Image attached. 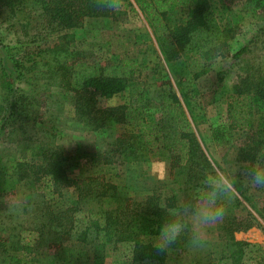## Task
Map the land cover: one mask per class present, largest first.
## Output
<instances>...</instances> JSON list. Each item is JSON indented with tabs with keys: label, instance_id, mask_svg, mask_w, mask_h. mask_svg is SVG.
I'll return each mask as SVG.
<instances>
[{
	"label": "trees",
	"instance_id": "trees-1",
	"mask_svg": "<svg viewBox=\"0 0 264 264\" xmlns=\"http://www.w3.org/2000/svg\"><path fill=\"white\" fill-rule=\"evenodd\" d=\"M25 1L0 0V4L12 9ZM132 1L151 29L173 84L161 79L155 101L146 102L145 80L139 78L138 71L134 74V60L124 58L122 70L114 73L98 63L74 65L66 72L65 87L73 95L76 117L88 130L101 131L111 124L123 126L106 149L86 158L88 163L107 166L113 163L112 157L119 158L114 160L118 164L165 160L168 179L155 180L142 196H123L103 177L72 174L67 170L66 156L54 147L40 146L36 161L24 155L6 161L0 158V193L18 187L31 198V216L25 223L8 216L7 224H1L7 235L0 238V264H50L49 258L37 259L35 250L57 247L66 240L92 245L93 260L100 264L106 257L107 264H168L167 251L159 252L153 247L164 209L189 198L211 165L192 124L205 122V105L217 101L221 94L212 90L203 101L195 80L206 71L211 59L228 57L232 61L247 46L229 51L226 39L230 27L219 20L217 0ZM248 1L256 8L264 4V0ZM122 7L134 10L130 0H122ZM176 7L181 13L177 20H170L167 13ZM40 9L42 16L59 30L78 28L87 18H112L116 13L94 7L91 0H41ZM27 61L37 63L35 58ZM11 65L12 70L7 72L0 64L1 128L27 127L26 117L29 127L43 132L44 127L27 109L32 94L20 86L26 83L22 71L29 74V67L21 60ZM141 67H148L155 75L164 71L159 61L150 66L146 62ZM249 67L236 74L230 90L223 95L225 123L209 125L211 140L220 147L232 142L231 132L240 133L231 143L239 162L264 151V62ZM228 73L227 68L216 72L218 86ZM124 90V103L95 105L96 98H110ZM69 188L70 194H65ZM107 200L109 205H104ZM256 213L264 224V201ZM262 223L250 216L225 213L215 225L222 241L218 256L208 253L203 262L197 259L195 264H264L258 232L259 228L264 234ZM187 239L182 236L170 248L181 249Z\"/></svg>",
	"mask_w": 264,
	"mask_h": 264
},
{
	"label": "rangeland",
	"instance_id": "rangeland-1",
	"mask_svg": "<svg viewBox=\"0 0 264 264\" xmlns=\"http://www.w3.org/2000/svg\"><path fill=\"white\" fill-rule=\"evenodd\" d=\"M41 0H26L23 5L9 9L0 4V64L7 72L12 70L13 61L21 60L29 67V74L22 71V90L32 94L27 109L44 127L43 132L31 128L26 117L27 127L14 129L1 128L0 122V158L3 161L24 155L30 160H38L40 146L58 149L66 156L67 170L77 177L97 176L107 179L116 186V191L123 196H142L152 187L155 180L165 181L169 177V166L165 160L148 162L116 163L118 157H112L110 165L88 163L86 158L106 149L111 138L122 131L120 124H111L101 131L88 130L76 117L73 109V95L65 87L66 72L81 62L98 63L107 66L111 73L120 72V64L124 58L131 61L139 72V78L145 80L144 93L146 102L153 104L155 93L161 79L173 77L161 57L151 29L146 19L130 0L134 10L119 8L114 17L87 18L78 28L59 30L49 23L41 14ZM216 11L221 24L230 27L227 44L230 52L246 45L247 50L234 60L228 57H215L208 62L206 71L195 80L198 92L204 98L215 90L218 100L205 105L206 120L192 129L199 145L213 168L219 163L225 167L240 164L235 158L232 142L240 133L231 132V143L226 146L215 145L210 137L209 125L213 122H224L223 95L230 90L236 74L242 68H249L264 62V4L254 7L248 0H217ZM181 10L173 8L167 15L170 20H177ZM27 58H35L34 65ZM159 61L164 71L152 74L148 67H141L148 62ZM28 62V63H27ZM115 67V69H114ZM227 68L228 76L218 86L216 72ZM13 76V74H12ZM173 88L175 89L174 85ZM126 90L110 98L98 97L95 105L104 107L121 104L126 101ZM206 97L205 99H208ZM214 124V123H213ZM45 130V131H44ZM24 133V134H22ZM108 168V169H107ZM239 196L226 205V213L255 218L260 223L256 208L264 201V189H250L240 181L237 182ZM70 188L65 194H70ZM30 197L21 193L20 188L0 193V238L7 235L8 216L15 222L25 223L31 216ZM11 203L8 207L7 202ZM110 200L104 201L109 205ZM239 202V203H236ZM3 216V217H2ZM264 227V224L262 223ZM261 234L260 245L264 258V234ZM222 241L217 237L215 225L208 230L207 245L194 249L188 239L182 243L181 249L169 248L168 264H195V260L203 262L209 253L213 257L219 254ZM106 252V251H105ZM93 247L73 240H66L60 246L37 248L34 255L37 259H51L50 264H100L93 260ZM108 257L104 259L107 264ZM49 263V262H48ZM4 264V263H2Z\"/></svg>",
	"mask_w": 264,
	"mask_h": 264
},
{
	"label": "clouds",
	"instance_id": "clouds-1",
	"mask_svg": "<svg viewBox=\"0 0 264 264\" xmlns=\"http://www.w3.org/2000/svg\"><path fill=\"white\" fill-rule=\"evenodd\" d=\"M94 7L117 11L122 0H91ZM240 181L250 189H264V151L240 164L225 167L219 163L207 168L199 185L190 197L176 206L164 209V215L155 233L153 247L167 251L182 236L194 249L207 245L208 230L220 223L226 213V205L237 199ZM8 207L11 203L6 201Z\"/></svg>",
	"mask_w": 264,
	"mask_h": 264
}]
</instances>
